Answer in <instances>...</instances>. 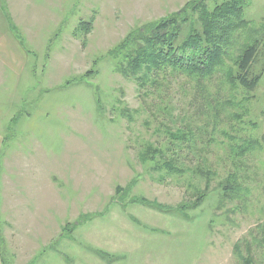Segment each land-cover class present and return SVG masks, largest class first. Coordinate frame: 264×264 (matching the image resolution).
I'll use <instances>...</instances> for the list:
<instances>
[{
    "label": "rangeland",
    "instance_id": "obj_1",
    "mask_svg": "<svg viewBox=\"0 0 264 264\" xmlns=\"http://www.w3.org/2000/svg\"><path fill=\"white\" fill-rule=\"evenodd\" d=\"M188 1L29 0L16 20L7 7L26 59L0 60V264H264V69L246 94L215 81L217 113L181 75L143 99L113 53ZM244 17L264 26V0ZM189 126L192 150L165 155L172 173L140 158L164 127ZM229 174L241 189L228 196Z\"/></svg>",
    "mask_w": 264,
    "mask_h": 264
},
{
    "label": "trees",
    "instance_id": "obj_2",
    "mask_svg": "<svg viewBox=\"0 0 264 264\" xmlns=\"http://www.w3.org/2000/svg\"><path fill=\"white\" fill-rule=\"evenodd\" d=\"M247 5L248 0H213L211 5L206 0H189L180 10L149 22L143 28L133 29L113 50V53L121 56V72L132 78L143 99L159 89V93H162L170 82L169 77L174 79L181 75L185 78L183 84L202 97L208 110H217L218 104V109H222V101L218 102L212 90L215 81L233 91L241 88L242 93L246 94L256 87L264 69V42L261 41L264 26L244 17ZM0 8L5 13L10 30L19 39L4 0H0ZM91 23L90 20H81L75 33L87 32ZM185 28L186 33L183 32ZM261 58L260 71L252 73L254 65ZM158 97L162 99L160 95ZM224 104H227L226 99ZM205 114L202 113L203 116ZM193 131L190 126L187 130L175 129V132L164 127L167 136L164 146L156 144L146 154L143 150L140 158L145 160L156 156L166 171L172 173L174 159L169 156L166 160L165 155L173 152L172 147L178 145L179 148L192 150L194 144L187 142L194 137ZM232 176L229 174L222 186L223 193L228 196L241 189ZM197 194L192 207L198 206L205 197L203 191H197ZM186 208V203H183L176 209L184 211ZM235 249L237 251L238 244ZM240 257L245 264L253 262L251 256L241 254Z\"/></svg>",
    "mask_w": 264,
    "mask_h": 264
},
{
    "label": "crops",
    "instance_id": "obj_3",
    "mask_svg": "<svg viewBox=\"0 0 264 264\" xmlns=\"http://www.w3.org/2000/svg\"><path fill=\"white\" fill-rule=\"evenodd\" d=\"M4 1H5L6 7L10 8L12 10H15L14 15H15V20H16L18 18V11L20 10L19 4H23L24 2H28L29 0H4ZM15 3H16V7H15ZM29 3H27V4H29ZM0 17H1V19H3V21H2L3 24L7 23L5 13L2 11L1 8H0ZM7 28L8 29L2 33L3 39H0V60H2L1 64L3 66L9 67L12 71H15L19 67V62L16 60H13L12 57H9L8 54L5 52V50L10 49L11 51H13V53L15 55L18 54L21 59H23L24 57L26 59L25 50L23 49V48H26V46H25L24 40H22L23 46L19 43L18 39L15 37V35L10 30L8 23H7ZM19 188H20V184L17 183L16 192L19 190ZM47 191H48V186L46 184L45 185V193H47Z\"/></svg>",
    "mask_w": 264,
    "mask_h": 264
}]
</instances>
